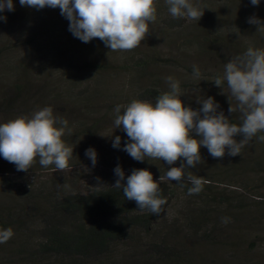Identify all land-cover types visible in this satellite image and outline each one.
<instances>
[{
  "label": "trees",
  "instance_id": "obj_1",
  "mask_svg": "<svg viewBox=\"0 0 264 264\" xmlns=\"http://www.w3.org/2000/svg\"><path fill=\"white\" fill-rule=\"evenodd\" d=\"M191 2L205 8L199 21L173 18L166 0H155L157 18L149 25L150 32L145 40L131 51H111L98 38L85 43L74 37L69 31L67 20L51 22V29L45 28L47 12H60L58 7L18 8L19 0H13L14 11L5 9L0 12V15L6 17V21L0 20V41L9 47L14 43L16 50L0 45V59L8 55L11 61V52L17 51L21 56L14 65L22 66V69L14 68V72L18 74L13 86L14 93L10 94L11 97L1 98L0 109L13 112L14 104L20 98L28 103L35 84L33 72L41 74L43 69L59 65L68 68L69 73L78 74L73 75L69 86L76 82H80V85H77L76 90L73 87L67 92L68 98L76 105L78 103L80 115L98 110V106L105 107L108 100L115 98L117 100L111 102L114 106L109 107V111L114 114L117 105L126 106L133 99L155 103L159 95L169 90L166 78L171 76L180 82L184 93L181 97L193 109L198 108L200 99H190L189 96L204 84L219 104L217 111H223L232 123L241 124L242 117L235 98L230 100L237 110L234 113L228 111L230 102L229 98L227 101L225 98V93L229 90L227 82L221 87L215 85L214 80L218 76L223 77L225 64L242 55L248 47L264 49L263 30H257L258 25L249 23L253 16L264 21V9L240 11L241 6H248L246 0ZM21 11H29L33 18L29 24L24 25V29L15 31L12 24ZM7 29L10 31L9 36L4 39L1 33ZM47 31H51L57 38L59 35H71L74 45L69 43L70 40L64 43L66 46L63 48L55 43L53 49L43 54V45L33 52L18 49L24 35L35 38L32 44L39 45L38 41L46 36ZM75 43L77 47L74 48ZM34 57L43 58L39 64L34 65ZM44 64L49 66H41ZM194 65L200 69L199 78L193 75ZM168 66L181 69L182 74L176 72V75L167 76L164 71ZM64 74L65 71L61 73L63 76ZM123 76L131 87L124 92L132 90L135 96H120L113 88H110L111 93L104 92L103 85L110 87L109 80L122 79ZM59 88L63 91L62 87ZM25 93H28L29 98ZM119 96L125 97V100ZM195 99L197 104L194 105ZM76 105H73L75 109ZM123 111L122 107L121 114ZM78 123L80 133L89 137L92 134L90 131H96L99 127V120L90 124V120L85 118L78 120ZM68 128L71 129L69 134L77 131L72 129L70 122ZM261 135L264 133H258L243 148L259 147L264 153V141L259 139ZM203 152L207 154L205 150ZM256 159H252L249 164ZM202 160V164H206L205 159ZM242 161L237 156L235 165ZM180 163V160L170 166L164 163L168 166L153 173L154 180H159L160 175H165L168 168L178 167ZM209 163L206 164V169L195 167L187 170L204 182L202 190L191 195L196 206L189 201L179 203V209L176 208L179 190L188 193L191 187L187 180H165L160 183V195L167 198V203L163 206L164 211L157 216L148 210L141 211L137 208L134 200L126 199L122 188L112 186L115 182L100 180L98 183L103 184L95 183L90 189H83L78 185L79 175L75 174L71 178L56 177L59 178L57 181L47 178L36 183L31 179L33 172L24 176L23 171H19L21 173L15 175V164L0 156V229L11 227L14 232L6 243L0 244V264H223L212 259L209 253H204L206 250L201 245L196 247L193 244L203 240L208 245L216 246L218 243L214 236L221 229L220 218L224 212V208L220 210L218 204L236 206L244 203L240 199L237 200L239 204L233 203L239 198L238 192L225 195L226 188L223 185L228 184V178L232 177L231 171L225 169L222 172L220 167L216 168L217 162ZM255 163L252 168L257 166L258 170H264V161L257 159ZM122 168L128 173L125 167ZM36 169L55 171L54 165L41 166L39 158L36 160ZM231 225L237 227L235 224ZM231 230L235 235L228 234L237 238L238 233ZM219 237L224 240L225 233H219ZM236 244L238 248L239 244ZM245 248L236 251H244ZM254 251L247 246L249 254Z\"/></svg>",
  "mask_w": 264,
  "mask_h": 264
},
{
  "label": "clouds",
  "instance_id": "obj_2",
  "mask_svg": "<svg viewBox=\"0 0 264 264\" xmlns=\"http://www.w3.org/2000/svg\"><path fill=\"white\" fill-rule=\"evenodd\" d=\"M258 5L260 0H250ZM21 6L43 9L59 8L61 15L69 21V31L82 42L98 38L111 51H131L138 47L150 32L149 25L156 20L155 0H19ZM173 18H187L199 21L205 8L191 0H166ZM14 11L13 0H0V12ZM0 20L6 17L0 15ZM249 23L264 30V21L253 16ZM193 75L200 76V69L193 66ZM169 90L148 100L133 99L128 105L115 108L114 129L122 128L128 142L125 151L132 159L143 161L160 160L178 167L168 168L165 175L154 180L147 168L133 169L125 181V172L118 164L114 168L117 177L112 185L122 188L128 200H134L141 211L148 210L159 216L164 211L167 198L160 195L159 187L165 180L191 184L190 195L199 193L203 180L187 172L202 163L201 147H206L213 158H223L226 150L230 156L241 153L243 147L264 133V49L248 47L242 54L229 60L224 66L223 77L214 80L221 86L227 82L230 94L237 101L242 123L230 121L213 97L198 100L202 107L193 109L181 100L184 94L180 82L166 78ZM228 111L234 113L229 99ZM124 108L121 114V108ZM71 132L68 121L54 115L52 107H44L31 116L19 115L0 123V156L13 163L18 171H27L39 158L44 167L54 165L55 170L65 171L73 156V147L63 136ZM240 139H236V137ZM264 141V135L259 136ZM121 137L115 136L113 147L120 146ZM85 155L93 167L97 163L94 148H88ZM99 177L97 180L99 181ZM103 183H98L100 185ZM228 223V218H223ZM14 232L11 227L0 229V244L6 243Z\"/></svg>",
  "mask_w": 264,
  "mask_h": 264
},
{
  "label": "rangeland",
  "instance_id": "obj_3",
  "mask_svg": "<svg viewBox=\"0 0 264 264\" xmlns=\"http://www.w3.org/2000/svg\"><path fill=\"white\" fill-rule=\"evenodd\" d=\"M246 3L248 4V6H241L240 11H248V9L252 10V8L256 11H259V9H264V0H260L258 5H252L250 0H246ZM20 6L21 5H18V8ZM46 15L47 16L44 21V26L45 28L49 29H51V22L67 20L65 16L61 15L60 12L48 11ZM32 18L33 15L29 13V11H27L26 13L25 11H21L19 13V17H15V21L12 24V29H14L15 31L24 29V25L29 24L30 21H32ZM9 32L10 31L7 29L6 32L1 33V36L6 39V37L9 36ZM46 33L47 34L45 37H43L39 41L37 40L39 42V45L32 44V40H34L35 38L27 34L24 35V40L22 39L20 41L21 46L18 49L22 48L21 50H24V52H33L37 47L43 45L41 50L43 54L47 50L53 49L55 43H57L60 48H63L64 46H66L64 45V43L70 40L69 43L74 45V42L72 41L73 38H71V35L69 34L59 35L57 38L52 34L51 31H47ZM16 34L18 35V33ZM0 43L1 46H6V48L8 49L12 47L15 49L14 43H12V47H9L8 44H4L1 41ZM75 47H77V43H75L74 48ZM10 56L13 63L10 61L8 55H5L0 59V102L1 98H6L7 96L11 97L10 94L14 93L13 86L16 83L15 81L18 76V74L14 72V68H17V70L22 69V66L19 67L18 65L16 67L14 65L18 63V57L21 56V54L17 51H13L11 52ZM40 59L34 57L32 63L34 65L39 64ZM41 66L49 65L44 64ZM175 68L173 66H168L167 68H165L164 74H166L167 76L174 74L176 75V72H180L182 74L181 69ZM68 70L69 69L65 66L55 65L54 68L43 69V72L41 74L37 71L33 72L35 74V77L32 78L35 84L33 85V88L31 90L30 98L28 93H25V96L29 98V102L24 103V98H20L17 102H15V109L13 110V112L0 109V123H4L10 119H13V116H31L35 111L50 106L52 107L55 116L61 119H66L68 123L70 122V124H72V129H77V131H75L76 133H66L63 136V140L68 145L73 147V156L69 161V167L65 171L62 172L59 170H55L54 172H49L38 170L36 169L35 162L29 170L23 171L24 176H28L30 172H33V178L31 179L34 182L38 183L39 180L42 179L50 178L57 181L59 178H71L76 174L79 175L78 185H81L83 189L85 187L90 189L93 184L98 183V177L100 178L99 181L101 180L102 182L105 181L114 183L117 179L114 174V165H122V167L126 168L125 170H128V173L124 171L125 181L127 176L131 174L133 169L147 168L152 173H158L164 166H168L160 160L149 161L147 158H145V160L143 161H136L122 150L124 144L128 142V138L122 128L114 129V119L116 114H114L112 111H109V107L114 106V103L111 102L117 100L116 98L108 100L105 107L100 108V106H98V110L88 111L85 112L87 114L83 113L80 115L78 103L76 105L71 98H68L69 92H67V90L73 87L74 90H76L77 85H80V82H76L74 85L69 86V82L72 79L73 75L78 74L69 73ZM64 71L65 74L63 76L61 75V73ZM108 83L110 84V87L109 85L102 86V89L105 93H111L112 91H110V88H113V90L118 92L117 94H119L120 96H135L132 94V90L124 92L125 90L131 88L128 85V80L125 76H123L122 79L109 80ZM59 87H62L63 91ZM225 94L226 101L228 100L227 98H234L231 96L230 90H227V93ZM120 96V99L125 100V97ZM43 97H45L44 100ZM189 97L190 99L199 98L200 100H202L208 97H212V94L209 91V88L202 84L201 87L198 90L193 91V93ZM181 100L183 101L185 106H190L184 99H182V97ZM196 101L197 99L193 101L194 105ZM73 105H76L77 108L75 109ZM200 107H202V105L198 103V108ZM85 118H88L90 120V124H92L94 120H99L98 129L96 131H90L92 132L90 137L80 133L81 129L79 127L78 120H85ZM115 136L121 137L120 146L118 148L113 147ZM90 147L94 148L97 153V163L94 167L91 160L85 155L86 149ZM204 150L208 155L203 152ZM200 153L202 159H205L204 162L206 164L209 165V161H214L217 162L216 168L220 167V171L225 172V169H229V171H231L232 177L228 178L229 181L227 185H223L226 188L224 190L226 192L225 195L230 196L234 195L235 192H238L239 198L235 199L233 203L239 204L237 203V200L240 199L243 200L242 203H244V205L234 206L224 204V206H226L224 207L223 205L218 204L220 210L224 208V212H222L221 218L219 217L221 219V229H219L218 233L217 231H215V234L217 233V235L214 236L216 237L218 244L216 246H212L209 244V246L205 241L201 240L199 242H195L193 245L196 247L201 245L202 249L206 250L203 251L204 253H209L210 256L212 255V259H216L218 262L221 261V263L223 264H261L259 262H264V170H258L259 168L257 166H255L254 168H252V166L256 164L255 162L257 159L264 161V153L259 149V147H255L254 149L242 148L241 153L236 156L228 155L226 150L223 158H213L209 154L207 148L204 147L200 148ZM237 156L242 158L243 161L235 165V158ZM254 158H257L255 162L249 164L250 161ZM206 164L203 165L202 163H200L196 166V168L200 167L206 169L208 168ZM209 172L210 171L208 170V173ZM20 173L21 172L16 170L15 175H18ZM221 190L223 191V189ZM178 194L179 198L178 203L176 202V208L179 209L178 204L181 202L192 201L190 202L191 205H197L196 202L192 200V196L189 193L179 190ZM218 215L220 216V214ZM223 218H228V223H223ZM231 224H235L237 225V227H232ZM231 229L238 233L237 238L236 236H230L228 234L231 233L235 235ZM222 232L225 233L224 240L219 237V233ZM236 243L239 244L238 248ZM247 246L255 250L253 254H249L247 252ZM242 247H246L244 251H236V249Z\"/></svg>",
  "mask_w": 264,
  "mask_h": 264
}]
</instances>
